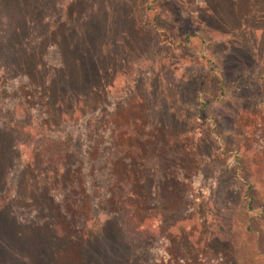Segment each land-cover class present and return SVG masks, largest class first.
Returning <instances> with one entry per match:
<instances>
[{
    "label": "rangeland",
    "instance_id": "1",
    "mask_svg": "<svg viewBox=\"0 0 264 264\" xmlns=\"http://www.w3.org/2000/svg\"><path fill=\"white\" fill-rule=\"evenodd\" d=\"M0 264H264V0H0Z\"/></svg>",
    "mask_w": 264,
    "mask_h": 264
},
{
    "label": "trees",
    "instance_id": "2",
    "mask_svg": "<svg viewBox=\"0 0 264 264\" xmlns=\"http://www.w3.org/2000/svg\"><path fill=\"white\" fill-rule=\"evenodd\" d=\"M164 37H166V36H164ZM167 38V37H166ZM168 40V39H167ZM124 190V194L126 195V193H127V189L126 188H124L123 189ZM251 204H252V199H251V197H248V206H247V211H251L252 210V206H251ZM130 223H131V231H132V233L134 234V235H136L135 233H136V231H137V229H138V227H136L135 225H134V223H133V220H131L130 219ZM135 226L134 228L135 229H133V226ZM119 226H121L120 227V229L122 230V234L123 235H127L128 233H126L125 232V226L126 225H119ZM123 227H124V229H123ZM127 227V226H126ZM129 227V226H128ZM130 228V227H129ZM133 234H131L132 236H134ZM127 238H128V236H127ZM130 238V237H129ZM126 241H127V239H125ZM135 241V240H134ZM134 241H131L130 239H128V242L130 243L129 244V246H130V248H134L135 246H134Z\"/></svg>",
    "mask_w": 264,
    "mask_h": 264
}]
</instances>
